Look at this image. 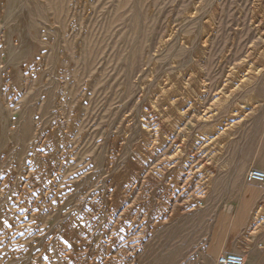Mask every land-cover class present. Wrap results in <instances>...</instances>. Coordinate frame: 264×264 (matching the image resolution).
Instances as JSON below:
<instances>
[{
	"label": "rangeland",
	"instance_id": "374dc122",
	"mask_svg": "<svg viewBox=\"0 0 264 264\" xmlns=\"http://www.w3.org/2000/svg\"><path fill=\"white\" fill-rule=\"evenodd\" d=\"M250 170L264 0H0V264H181Z\"/></svg>",
	"mask_w": 264,
	"mask_h": 264
},
{
	"label": "crops",
	"instance_id": "0c3cea01",
	"mask_svg": "<svg viewBox=\"0 0 264 264\" xmlns=\"http://www.w3.org/2000/svg\"><path fill=\"white\" fill-rule=\"evenodd\" d=\"M256 197L249 201L242 199L235 206H230L229 210L218 211V232L210 235L205 234L201 226L204 218L182 217L177 226L171 228L176 234L171 232V248H166L172 254H169L170 259L166 262L216 264V259L221 255L237 254L243 257L244 264H264V242L259 238L264 231L256 228L261 198ZM176 256L178 260L174 259Z\"/></svg>",
	"mask_w": 264,
	"mask_h": 264
},
{
	"label": "built area",
	"instance_id": "2783aa9c",
	"mask_svg": "<svg viewBox=\"0 0 264 264\" xmlns=\"http://www.w3.org/2000/svg\"><path fill=\"white\" fill-rule=\"evenodd\" d=\"M247 183L263 184L264 172L260 170H250L245 175ZM216 264H244V259L241 255L225 254L216 259Z\"/></svg>",
	"mask_w": 264,
	"mask_h": 264
},
{
	"label": "bare ground",
	"instance_id": "6f19581e",
	"mask_svg": "<svg viewBox=\"0 0 264 264\" xmlns=\"http://www.w3.org/2000/svg\"><path fill=\"white\" fill-rule=\"evenodd\" d=\"M24 1V0H23ZM23 3V2H22ZM21 5V4H20ZM25 6V5H24ZM23 7V6H22ZM24 8V7H23ZM201 33V32H200ZM31 39V38H30ZM13 56V55H12ZM29 68V67H28ZM24 69V68H23ZM171 214V213H170Z\"/></svg>",
	"mask_w": 264,
	"mask_h": 264
}]
</instances>
